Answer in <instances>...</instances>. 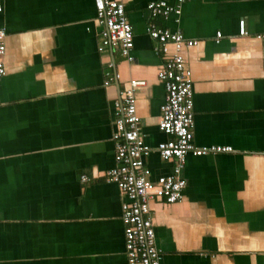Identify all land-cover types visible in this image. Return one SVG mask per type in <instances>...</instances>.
I'll use <instances>...</instances> for the list:
<instances>
[{"label":"crops","instance_id":"1","mask_svg":"<svg viewBox=\"0 0 264 264\" xmlns=\"http://www.w3.org/2000/svg\"><path fill=\"white\" fill-rule=\"evenodd\" d=\"M150 1L123 0L128 61L98 51L94 0H0V264H127L125 196L105 174L113 103L132 79L144 81L135 97L151 179L173 168L156 147L170 136L158 126L163 61L150 23L197 40L184 49L194 144L232 147L188 154L182 199L150 201L160 264H264V0H185L178 16L155 19ZM107 71L118 77L105 86Z\"/></svg>","mask_w":264,"mask_h":264},{"label":"built area","instance_id":"2","mask_svg":"<svg viewBox=\"0 0 264 264\" xmlns=\"http://www.w3.org/2000/svg\"><path fill=\"white\" fill-rule=\"evenodd\" d=\"M185 0H151L147 4L150 17L166 18L179 15ZM95 21L98 30V51L118 49L120 54L133 61V29L123 0H94ZM1 10V6H0ZM147 34L155 42L154 51L161 55L162 66L157 76L165 89L164 102L160 105L159 129L170 137L157 144V151L164 160H172L173 168L168 174L151 179L144 157L150 147L144 143L141 133L142 119L136 111V88L143 80L132 79L128 87L114 100V157L113 166L105 174L107 182L116 184L125 199L121 203V220L124 227L125 254L127 264H160L162 253L157 247L150 201L159 199L172 204L182 199L187 180L183 176L188 154L193 156L229 153V145H195L193 80L186 65L184 49L194 46L195 39H187L180 32L149 24ZM218 37L221 32L216 33ZM239 34L246 35L244 20L239 21ZM5 30L0 28V81L5 75L3 56L5 53ZM170 46L172 50H170ZM108 86L117 73H105ZM90 178L81 175V181Z\"/></svg>","mask_w":264,"mask_h":264}]
</instances>
